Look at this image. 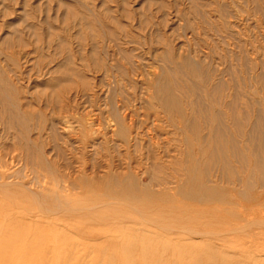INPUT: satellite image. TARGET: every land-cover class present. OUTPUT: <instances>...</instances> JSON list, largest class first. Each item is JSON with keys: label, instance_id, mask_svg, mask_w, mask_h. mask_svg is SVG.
<instances>
[{"label": "rangeland", "instance_id": "obj_1", "mask_svg": "<svg viewBox=\"0 0 264 264\" xmlns=\"http://www.w3.org/2000/svg\"><path fill=\"white\" fill-rule=\"evenodd\" d=\"M157 70L177 84L175 91L190 103L189 112L194 107L200 117V112H212L219 99L213 89L217 83L205 82L219 70L225 83L232 80L236 112L254 120L264 111V0H0V173L18 171L31 180L39 176L53 193L75 175L88 176L94 160L89 116L107 118V107L121 101L140 107V115L153 111L146 104L154 92L146 74ZM230 91L223 90L226 105L233 100ZM166 127L169 138L179 135ZM253 135L260 141L251 149L263 146L264 153L262 131ZM242 140V147L248 145ZM220 187L228 192V185ZM261 192L238 197L234 205L257 211L248 230L256 236L264 233ZM85 200L90 195L74 198ZM244 244L249 255L264 259V240ZM83 248L49 258L17 253L21 262L4 258L0 264L90 263L91 258L77 257Z\"/></svg>", "mask_w": 264, "mask_h": 264}, {"label": "bare ground", "instance_id": "obj_2", "mask_svg": "<svg viewBox=\"0 0 264 264\" xmlns=\"http://www.w3.org/2000/svg\"><path fill=\"white\" fill-rule=\"evenodd\" d=\"M151 71L146 79L154 92L146 104L153 111L140 115V107L121 101L107 107V118L89 116L94 160L88 176L75 175L53 193L39 176L31 180L18 171H1L0 259L49 258L83 246L77 257L91 258L85 264H264L244 249L249 239L264 240V233L248 231L257 211L234 206L254 190L264 194L263 146L250 147L258 140L255 131H262L264 140V111L254 120L238 114L232 80L225 83L214 70L205 82L217 83L219 99L200 117L194 107L189 112L190 103L176 93L177 84L165 71ZM225 89L233 99L227 105ZM166 126L179 135L169 138ZM239 137L248 145L242 147ZM220 184L229 186L226 194ZM78 194L90 200L75 202Z\"/></svg>", "mask_w": 264, "mask_h": 264}]
</instances>
